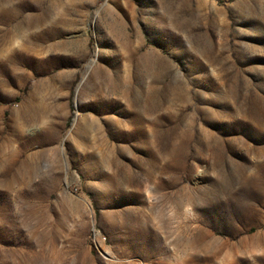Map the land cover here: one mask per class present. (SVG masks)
<instances>
[{"label": "rangeland", "instance_id": "rangeland-1", "mask_svg": "<svg viewBox=\"0 0 264 264\" xmlns=\"http://www.w3.org/2000/svg\"><path fill=\"white\" fill-rule=\"evenodd\" d=\"M0 264H264V0H0Z\"/></svg>", "mask_w": 264, "mask_h": 264}]
</instances>
